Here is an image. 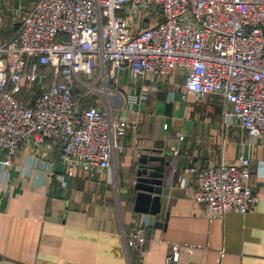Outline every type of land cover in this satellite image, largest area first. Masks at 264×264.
Returning <instances> with one entry per match:
<instances>
[{"label": "built area", "instance_id": "2783aa9c", "mask_svg": "<svg viewBox=\"0 0 264 264\" xmlns=\"http://www.w3.org/2000/svg\"><path fill=\"white\" fill-rule=\"evenodd\" d=\"M174 70L188 93H221L250 138L261 134L264 0H34L0 41V171L5 177L25 171L14 162L19 145L47 141L58 144L62 182L76 164L110 166L129 120L79 100H112L116 93L132 105L135 91L110 85L121 72L156 78ZM34 84L32 97L18 96ZM47 168L52 172L51 163ZM189 170L195 173L192 197L208 212H245L258 199L246 154L238 163ZM146 226L135 222L123 232L127 254L143 249ZM178 256L172 244L167 264Z\"/></svg>", "mask_w": 264, "mask_h": 264}, {"label": "crops", "instance_id": "0c3cea01", "mask_svg": "<svg viewBox=\"0 0 264 264\" xmlns=\"http://www.w3.org/2000/svg\"><path fill=\"white\" fill-rule=\"evenodd\" d=\"M111 86L135 91L138 101L131 105L116 93L112 100H79L129 120L110 166L76 164L62 182L58 144L47 141L19 145L14 162L25 171H0V264H167L172 244L179 256L170 264H264V171L257 169L264 165V131L251 139L221 93L197 98L177 70L156 78L121 72ZM142 153L164 155L158 213L134 209ZM240 154L251 160L255 205L208 212L192 197L189 167L238 163ZM135 222L147 225V240L127 254L123 232Z\"/></svg>", "mask_w": 264, "mask_h": 264}, {"label": "water", "instance_id": "95a60500", "mask_svg": "<svg viewBox=\"0 0 264 264\" xmlns=\"http://www.w3.org/2000/svg\"><path fill=\"white\" fill-rule=\"evenodd\" d=\"M135 168L136 178L134 187L137 189L134 209L140 212L158 213L161 210V193L163 191L164 155L142 153ZM167 214L164 218L166 219ZM165 221L157 220L158 226Z\"/></svg>", "mask_w": 264, "mask_h": 264}, {"label": "rangeland", "instance_id": "374dc122", "mask_svg": "<svg viewBox=\"0 0 264 264\" xmlns=\"http://www.w3.org/2000/svg\"><path fill=\"white\" fill-rule=\"evenodd\" d=\"M33 1L34 0H0V41L8 37L12 30L16 28L24 10L27 9ZM84 78L86 79L85 76ZM49 81L51 80L49 79ZM35 89H38L37 84H34L31 90L26 92L31 94V92L34 93ZM79 93H82V91L80 90ZM32 96L33 95H31V97Z\"/></svg>", "mask_w": 264, "mask_h": 264}, {"label": "trees", "instance_id": "16d2710c", "mask_svg": "<svg viewBox=\"0 0 264 264\" xmlns=\"http://www.w3.org/2000/svg\"><path fill=\"white\" fill-rule=\"evenodd\" d=\"M36 91V90H35ZM34 91V93H35ZM38 91V90H37ZM34 93L32 92L31 94L30 93H27L25 90H22L20 92H18V96L21 98H24V99H28L29 97H31V95H34Z\"/></svg>", "mask_w": 264, "mask_h": 264}]
</instances>
